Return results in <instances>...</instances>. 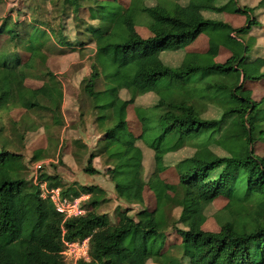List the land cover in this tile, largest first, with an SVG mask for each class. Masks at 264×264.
I'll return each instance as SVG.
<instances>
[{"label": "trees", "instance_id": "16d2710c", "mask_svg": "<svg viewBox=\"0 0 264 264\" xmlns=\"http://www.w3.org/2000/svg\"><path fill=\"white\" fill-rule=\"evenodd\" d=\"M52 1L64 25L69 26L64 16L70 10L74 32L96 45L85 91L105 137L102 152L90 156L84 171L98 174L93 161L106 154L118 199L129 207L119 208L114 224L97 212L101 188L82 186L83 193L69 188L64 197L88 194L90 199L83 205L85 215L66 220L27 181L25 158L11 148L0 121V264H67L63 242L87 238L90 262L79 264H264V156L257 152V145L264 146V98L255 101L248 88L264 81V57H252L257 42L252 32L261 27L256 11L264 9V0L256 7H243L238 0H189L186 5L130 0L127 6L119 0ZM83 8L88 22L79 19ZM225 13L246 17L247 25L234 28L219 18ZM41 16L35 9L26 21L12 26L7 20L0 28V36L8 35L0 48V120L10 110L26 111L12 123L22 144L30 132L43 128L48 133L49 148L36 151L34 162L47 157L50 130L65 125L64 87L46 66L48 51L64 50L50 46L52 33L59 42L65 38L53 25L49 30L52 22ZM142 24L151 32L148 39L137 31ZM203 34L209 38L208 51H186ZM222 48L231 54L225 63L217 62ZM20 51L27 52V61ZM173 52L183 53L177 66L164 61ZM31 77L43 86L27 87ZM123 91L129 100L122 98ZM147 94H154L156 102L136 108L142 127L136 137L129 130L128 107ZM211 106L219 118L204 117ZM38 113L42 122L29 123L30 115ZM139 141L153 153L155 170L149 179ZM187 142L195 143L196 152L177 165L179 184H168L160 177L166 157ZM45 179L62 187L58 176ZM145 187L156 194L157 207L131 216L135 206L144 205ZM221 197L228 204L215 216L220 231H205L206 210ZM171 231L181 241L167 246Z\"/></svg>", "mask_w": 264, "mask_h": 264}, {"label": "rangeland", "instance_id": "374dc122", "mask_svg": "<svg viewBox=\"0 0 264 264\" xmlns=\"http://www.w3.org/2000/svg\"><path fill=\"white\" fill-rule=\"evenodd\" d=\"M130 0H119L123 5L127 6ZM182 5H186L189 0H173ZM241 6L256 7L261 0H238ZM223 2H227L223 0ZM150 5L155 2H150ZM52 0H2L0 1V28L7 21L10 20L9 25L14 26L20 22H24L28 17H32L35 9H38L42 14V19L49 23L48 29L50 30L52 25L53 29L57 32H62L65 40L59 42L56 39V35L52 33V43L50 46H59L64 49H52L47 52V68L56 74L63 84L65 101L63 105V115L65 125L61 128H53L50 130V134L53 137L51 143V149L47 151L46 158L39 162H34L33 157L38 150H47L49 148V136L43 129H39L34 132H30L27 135L24 144L20 143V138L17 135V131H13V122H20L26 114L23 109L10 110L8 114H4L1 122L5 123L6 137L10 142L12 149L20 151L24 158L28 168L27 181L34 184V177L37 173H41L43 178L58 176L61 179V190L66 191L69 188H74L76 191H80L82 186H98L104 191V194L97 196V201L100 205L97 208L99 214H107L114 224L119 222L118 211L119 208H128L129 206L125 201L119 200L115 189V183L112 180L110 172H108L109 166L107 164L108 157L104 155L98 156L93 161V166L99 173L95 176H89L85 173V168L88 166V159L94 154H99L103 150V134L101 128L98 126V110L95 108L93 100H91L86 91V82L92 73V65L96 52V45L89 41L88 38L78 36L72 28V21L74 19L71 11H67L64 19L69 26H65L63 19L57 15V9ZM71 16V19H69ZM209 18H218L217 15H207ZM256 17L259 20L261 27L256 28L252 32V36L256 37L257 42L252 57L261 56L264 57V9H258L256 11ZM219 18L224 22L232 25L236 29L243 28L247 25V19L244 16L237 14H223ZM79 19L88 22L89 14L86 8H83L79 12ZM77 25V23L75 22ZM80 25V24H79ZM65 26V29L63 27ZM46 27V26H45ZM21 30V29H20ZM83 30V29H82ZM81 30V31H82ZM138 33L144 38L151 37L149 29L142 24L137 27ZM25 33V30H23ZM28 35V34H27ZM201 38L196 44L191 45L186 51L203 52L208 49V38L206 35ZM24 38V36H23ZM8 35L4 34L0 36V48H3L7 43ZM83 42V43H82ZM11 48H14L13 44H10ZM21 57L24 61H27L29 56L26 51H20ZM183 53L173 52L164 56V61L172 66L180 64ZM231 56L229 51L222 48L220 55L217 58V62L225 63ZM43 81L37 78L31 77L26 81L27 87L31 89H40L43 86ZM248 88L253 91V98L255 101H260L264 98V81L260 83H250ZM103 89V83L99 86L98 90ZM121 96L125 100L130 99V95L123 91ZM156 102V96L154 94H147L140 96L136 99V102L128 107V123L129 130L136 137H139L142 132L141 123L137 117V107H150ZM204 117L207 119L219 118V113L212 106L208 107ZM29 123L36 122L40 124L42 122V115L40 113L30 115ZM43 121H45L43 119ZM22 131V130H21ZM24 131V130H23ZM22 131V133H23ZM86 145V149L83 147ZM138 145L144 149V165H145V177L149 179L155 170V162L153 153L147 149V147L138 142ZM218 154L223 155V152L217 148H214ZM196 152V145L192 142H187L185 146L178 152L171 153L166 157L167 169L160 174L162 180L171 185H178L180 182V175L177 170V165L191 157ZM257 152L260 156H264V146L257 145ZM56 182V181H53ZM94 185H90V184ZM49 184H51L49 182ZM36 186V185H35ZM40 190V188H39ZM63 191V192H64ZM83 193V191L81 192ZM80 193V194H81ZM82 195V194H81ZM80 196V195H79ZM144 205L135 206L134 211L131 212V216H135L143 209H147L153 212L157 207L156 194L149 188L145 187L144 192ZM72 198L73 196H68ZM90 199V198H89ZM88 199V200H89ZM87 200V201H88ZM86 202V201H85ZM91 202V201H90ZM228 204V200L225 198L217 199L206 210V220L203 225V229L208 232H219L220 225L215 217L221 212ZM181 208L175 210L174 217L178 220L181 217ZM180 228H184L183 225H179ZM181 241L175 231L169 232L167 236V246L173 243ZM66 252V249L63 251ZM70 256V255H69ZM155 264V263H149Z\"/></svg>", "mask_w": 264, "mask_h": 264}, {"label": "built area", "instance_id": "2783aa9c", "mask_svg": "<svg viewBox=\"0 0 264 264\" xmlns=\"http://www.w3.org/2000/svg\"><path fill=\"white\" fill-rule=\"evenodd\" d=\"M34 184L40 188L41 198L51 202L56 212L66 220L81 217L86 214V209L83 205L90 198V195L82 194L78 197H64L61 188L51 186L42 177L41 173H37L34 177ZM63 245L66 252H62V255L67 264H79L81 261L86 263L90 262V238L72 242L64 241Z\"/></svg>", "mask_w": 264, "mask_h": 264}, {"label": "crops", "instance_id": "0c3cea01", "mask_svg": "<svg viewBox=\"0 0 264 264\" xmlns=\"http://www.w3.org/2000/svg\"><path fill=\"white\" fill-rule=\"evenodd\" d=\"M225 14H229V13H225ZM204 35V34H203ZM203 37H205V36H200L196 41H195V43L194 44H196L201 38H203ZM206 37H207V35H206ZM208 38V37H207ZM193 44V45H194ZM208 49H209V38H208ZM208 49H206L205 51H203V52H197V53H205V52H207L208 51ZM194 52H196V50L194 51ZM90 185H94V183L92 184H90Z\"/></svg>", "mask_w": 264, "mask_h": 264}]
</instances>
